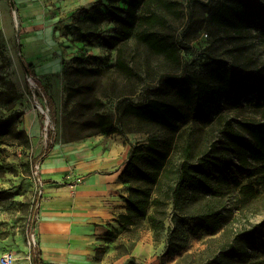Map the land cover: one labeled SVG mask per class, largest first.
<instances>
[{
  "label": "rangeland",
  "instance_id": "rangeland-1",
  "mask_svg": "<svg viewBox=\"0 0 264 264\" xmlns=\"http://www.w3.org/2000/svg\"><path fill=\"white\" fill-rule=\"evenodd\" d=\"M169 1L174 5L164 13L162 31L174 37L180 60L149 54L142 47L135 48L130 40L127 57L136 67L135 81H130L128 75L114 68L117 48L112 50L103 42V37H110L117 28L115 22L104 24L90 39H79L75 33L78 19L95 11L107 14L110 6L127 9L130 0H0V128L6 138L0 140V264H36L33 248L40 252L39 264L63 262L57 248L64 246L65 238L57 241L48 236L43 223L58 219L67 221L66 227L71 229L85 221L87 205L81 201V188L66 179L70 173L86 177L78 159L80 143L89 137H72L66 107V72L77 65L99 66L103 72L96 76H104L92 84V80H82L86 84L79 85L81 99L104 89L111 97L124 94L105 105L116 118L122 117L117 132L97 134L105 143L112 137L122 139L127 146L146 145V130H152L176 146L171 154L177 164L183 146L190 141L195 161L225 156L241 182L240 186L228 181L219 186L222 193L216 200L226 216L219 230H203L192 236L188 246L175 255L166 254L165 239L155 242L153 255L139 264H264V173L252 168L255 174L251 176L240 167L224 133L225 120L248 138L244 124L264 122V14L255 25L234 33L214 21L224 0ZM259 1L264 5V0ZM218 64L258 72L263 92H255L239 107L225 105L222 115L211 118H196L185 105L176 133L148 126L132 115L130 104H139L147 97L179 102L176 90L188 84V75L205 74ZM132 88L136 89L134 94H130ZM34 95L48 111L49 124ZM50 97L55 104L54 121ZM50 146L52 150L46 153ZM247 184L253 189H245ZM47 190L52 191L51 198L45 195ZM208 200L201 196L199 204ZM135 244L125 240L117 250L129 253ZM55 253L61 258L55 259Z\"/></svg>",
  "mask_w": 264,
  "mask_h": 264
},
{
  "label": "trees",
  "instance_id": "trees-1",
  "mask_svg": "<svg viewBox=\"0 0 264 264\" xmlns=\"http://www.w3.org/2000/svg\"><path fill=\"white\" fill-rule=\"evenodd\" d=\"M173 5L169 0H130L127 9L110 6L107 14L95 11L78 19L75 33L79 39H90L104 24L115 22L117 28L110 37H103L104 45L117 48L114 68L128 75L130 81H135L136 67L133 60L127 57L131 53L130 40L135 43V48L142 47L149 54L180 60L179 46L174 37L162 31L166 23L164 13L170 11ZM215 14L214 21L222 28L240 33L259 22L264 14V5L259 0H224ZM102 72L99 66L85 65H77L66 72V107L71 135L75 139L118 131L122 117L116 118L105 109V105L124 94L116 93L111 97L104 89L91 98H80L79 85L86 84L81 81L89 79L92 84L95 78L104 77L96 76ZM81 74L90 76H79ZM187 80L186 86L176 90L181 103L147 97L139 104H130L132 115L148 126L176 133L185 105L196 118H211L214 114L222 115L225 105L239 107L255 92H263L261 74L254 70L243 71L236 65L218 64L210 67L205 74L194 72L188 75ZM135 92L136 89L132 88L130 94ZM48 100L54 121V100L52 97ZM116 108L120 110V105ZM244 130L250 138L236 129L230 120H225V138L240 167L246 168L251 176L255 174L252 168L264 173V122L244 124ZM146 131L148 143L132 144L129 150L122 179L125 177L123 180L130 188L125 196L126 211L119 220L122 228L129 231L128 240L136 242L141 236L140 231L149 225L154 241L165 239L166 254L175 255L188 246L192 236L199 235L203 230L216 232L223 226L226 216L216 200L222 193L219 186L226 181L240 186L241 182L231 161L225 156L195 161L193 144L187 141L177 164L171 154L173 147L176 148L173 142L152 130ZM49 135L52 136V133ZM0 140H6L1 128ZM51 150L52 146L46 153ZM49 182L46 180V183ZM243 187L253 189L250 184ZM201 196L209 198L203 205L199 204ZM32 253L36 264L41 263L39 250L33 248ZM130 264L138 263L131 260Z\"/></svg>",
  "mask_w": 264,
  "mask_h": 264
},
{
  "label": "crops",
  "instance_id": "crops-1",
  "mask_svg": "<svg viewBox=\"0 0 264 264\" xmlns=\"http://www.w3.org/2000/svg\"><path fill=\"white\" fill-rule=\"evenodd\" d=\"M109 139L105 143V138L96 135L80 143L78 163L86 177L79 185V194L82 203L87 205L85 221L80 227L73 224L71 229L66 227L67 221L62 223L58 219H50L42 225L48 236L57 241L65 238L64 246L57 248L62 258L54 254L55 259L61 258L63 262L55 264H128L130 260L139 264L153 255L156 244L149 225L140 231L141 236L129 253L117 250L119 243L128 240L119 219L126 211L125 196L129 188L122 174L131 146L120 138ZM46 193L51 198L52 191Z\"/></svg>",
  "mask_w": 264,
  "mask_h": 264
},
{
  "label": "built area",
  "instance_id": "built-area-1",
  "mask_svg": "<svg viewBox=\"0 0 264 264\" xmlns=\"http://www.w3.org/2000/svg\"><path fill=\"white\" fill-rule=\"evenodd\" d=\"M28 79L31 81V83H33L32 77L30 76V73L28 71ZM34 101L36 102L37 106L39 107V109L46 114L47 117V124H49L50 121V116L47 113L48 111L43 107L42 103L36 99L35 95H34ZM48 109V108H47ZM66 179H69L72 181V183H74L76 186H79L81 184L84 183L85 181V177L82 174H77V173H70L66 175ZM33 240L36 244V234H33ZM12 259V258H11Z\"/></svg>",
  "mask_w": 264,
  "mask_h": 264
},
{
  "label": "water",
  "instance_id": "water-1",
  "mask_svg": "<svg viewBox=\"0 0 264 264\" xmlns=\"http://www.w3.org/2000/svg\"><path fill=\"white\" fill-rule=\"evenodd\" d=\"M14 10H15V17L17 18L18 16V13H17V10H16V7H14Z\"/></svg>",
  "mask_w": 264,
  "mask_h": 264
},
{
  "label": "bare ground",
  "instance_id": "bare-ground-1",
  "mask_svg": "<svg viewBox=\"0 0 264 264\" xmlns=\"http://www.w3.org/2000/svg\"><path fill=\"white\" fill-rule=\"evenodd\" d=\"M45 195L47 196L48 194L46 193Z\"/></svg>",
  "mask_w": 264,
  "mask_h": 264
}]
</instances>
